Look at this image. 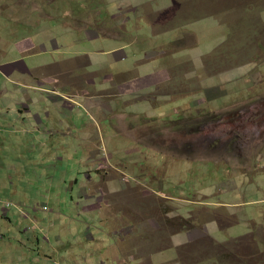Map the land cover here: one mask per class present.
<instances>
[{
	"label": "rangeland",
	"instance_id": "1",
	"mask_svg": "<svg viewBox=\"0 0 264 264\" xmlns=\"http://www.w3.org/2000/svg\"><path fill=\"white\" fill-rule=\"evenodd\" d=\"M144 1L151 16L130 20L127 32L111 17L103 33L124 36L107 38L94 30L96 17L105 20L117 0H0V117L8 114L4 101L15 115V101L27 95L41 100L33 111L63 117L49 100L58 96L37 83L47 69H34L36 81L15 64L32 67L18 46L25 35L47 48L60 39L65 60L85 63L64 79L74 85L70 100L63 87L56 92L69 101L66 117L55 120L69 127L66 137L38 143L66 150L48 166L52 181L42 178L45 162L22 181L0 178L8 182L3 212L19 220L11 240L0 215V264H264V0H178L179 15L165 26L151 25L163 0ZM55 21V31L40 30ZM135 35L134 47L124 45ZM119 49L128 52L124 61ZM150 63L169 80L141 94L119 88ZM207 224L206 252L194 262L197 240L172 236ZM248 246L253 260H245Z\"/></svg>",
	"mask_w": 264,
	"mask_h": 264
},
{
	"label": "crops",
	"instance_id": "2",
	"mask_svg": "<svg viewBox=\"0 0 264 264\" xmlns=\"http://www.w3.org/2000/svg\"><path fill=\"white\" fill-rule=\"evenodd\" d=\"M117 1L118 3L115 4L114 11L110 12L107 15V18L105 20H102L100 18L101 13L99 15L97 14V17H96L98 23L96 24L97 28H94V30L98 34H101L102 36L107 37V38H117V37L121 38L124 36V32H122L120 36L117 33H106V34L103 33V31H105L104 30L105 26H108V25L102 24L103 21H108L110 23H113L114 20L116 19L117 21L113 23V25L117 26L120 22L126 27V32H127L128 31L127 23L130 20H132L133 22L142 21L143 19H147V17L151 16L150 14L151 10L148 11L149 13H146L145 8H143V4L145 2L147 3V1H144V0H117ZM155 1L159 2V0H155ZM172 1L174 3L173 6L167 5L168 0H163L162 4H159L157 7L155 6L152 7V10H153L152 14H159V19L156 21V25L153 24L152 22H151V25L165 26L170 21H175V19L179 15L178 14L177 16H175V13H176V9L180 7L179 6L180 3L178 0H172ZM59 10L63 11V8ZM122 10H125V11L121 12ZM68 11L69 10H65L63 12V16ZM164 12L168 13V15L165 17H161L160 15ZM116 15H118V17ZM111 17L113 19L115 18L112 22H111V19H112ZM77 18L80 20H84V21L87 20V19H84L82 16L81 17L78 16ZM204 19L205 20L216 19V17H212V18L204 17ZM56 22L57 21L52 23L51 26H49L48 28L40 29V30H43L44 32L55 31L57 29L55 25ZM197 23L198 21L195 22V24ZM56 24L59 25L58 23ZM77 25H80V24H77ZM82 30L85 31V29H82ZM61 31L62 29L59 30V32ZM65 33L66 32H63V35ZM138 37L139 35H135L132 42H127L124 45H126L127 47H132V46L134 47V45H136L135 40ZM18 46L20 48L21 53L30 54L33 57L31 68L27 67V65L24 63L22 59L16 61L15 64H17L19 69H21L24 72L28 71L30 75L32 76L33 75L35 76L34 69H47L46 72L42 75V77L38 79L39 82L37 81L36 76H35V80L37 81V83H39V86H41V89L43 90L47 89L58 96L57 98L53 96L54 98L49 99V100L52 101L54 105L58 106L61 109L60 112H63V113H60V114H62L63 117L57 118V116H55V114H53L52 112L40 114L37 111H33L34 106L36 107L42 106L38 104L39 102H41V100H39L37 96L32 98L31 95H27V99L25 101H15V105H16L15 115L10 114V110H9L10 104L4 101L2 106L6 108L5 111L8 112V114H5V116L0 117V163L8 166L9 172L0 173V178L12 179L13 173H15V176L17 177V179L22 181L27 178L24 175L29 174V178H30L32 171H37L36 167L39 166V164L41 165V162H45V165L41 166L43 167V170H44L43 172L44 177L42 178H45L48 181H52L53 174L51 173L48 166L50 165L52 166V163L55 160L56 161L63 160L64 157L61 156L60 154L63 152H66V150L60 151L58 150V148H54V147L48 148V146L46 145L39 146L38 143H39V140H43V141L47 140L48 142L50 137H55L56 139L57 137H59V135L62 137H66L69 127L68 126L65 127L64 122H62V125H60L57 121H55V120H62L63 118L66 117V115H64V112L67 111L66 110L67 103L69 104V101L67 100L68 99L70 100L71 98L67 96L72 95V94L67 95V90L69 91V88L71 86H74L72 84L64 82V79H66V75L69 74V72H71L72 70L75 72L77 68H79L80 65H85V63H83L82 61H78L77 59L74 61L65 60L64 59L65 57L64 43L60 39L51 40V47L47 48L46 45H44L42 42H40L38 39L34 37V33H30V34L25 35L21 39V41H19ZM46 51L57 52L58 54H60L59 59L54 57L52 59L53 61H50V63L49 61L46 62L45 60L39 61L38 60L39 57L36 54L39 52H46ZM116 53L118 54L116 56L117 60L124 61L128 57L127 50L119 49L116 51ZM137 57L138 56H136V58ZM148 57H153V56L148 55ZM68 61L70 63L74 62L73 67L71 66V64H68V65L65 64ZM87 62L89 63V60H87ZM147 67L148 65L143 66L142 72H139V74L135 75V78H133L130 82L121 84L119 88L120 89L135 88L134 90L136 92V91H140L139 89L141 87H146L145 85L153 86V85H156L157 82L159 81L166 82L167 80H169L167 79V73L166 72L163 73L161 71L157 72V69L155 68L153 63L149 64V70H146ZM0 70H1V67H0ZM150 73H153V74H150ZM139 80L145 83L152 81L153 83L144 84L140 82L142 83V85H140ZM45 85H49V86H45ZM114 86H116V84ZM62 87L65 89L64 96L67 95L66 98L68 99L63 98L59 93H56L58 91H62L61 90ZM104 91L110 92L109 88L107 87H104ZM136 93L141 94V92H136ZM114 95H115L114 97L117 98L118 94H114ZM59 102L62 105H60ZM71 102L74 103L75 101L71 99ZM19 103H21L20 107H19ZM102 108H103V111H105V109L107 108V104L103 105ZM122 115H125V114H122ZM76 125L78 127V124ZM48 155H50L49 158H47ZM55 155L57 156L55 157ZM39 157H41L40 160H39ZM48 171H50V173H47ZM31 183L33 182H28V187L30 186ZM9 185H11V188L12 187L17 188L15 189V192L18 191L19 188L15 180H12L9 183ZM6 187H8V182L3 183V181L0 180V194L4 193V191L6 190ZM224 205L227 206V204L225 203ZM96 208L97 207H93V209H96ZM3 209H5V207H4V204L1 203L0 204V215L3 216L4 218L6 217L9 220L8 227H10L9 228L10 230L8 232V235L10 236V239L12 240L15 237V232H16L15 228L18 227L17 224L19 223V220H17L16 223H12V219L15 218V216L11 215L10 212H7L4 214ZM190 216L185 215L183 217L187 219V218H190ZM211 222H209V224ZM209 224L203 226L202 228L192 227L193 228L192 230H187V231L181 230L172 236V240L173 242H175L178 240H174V238L176 239V237H179L184 234V236H186V238L188 239L187 241L184 240L182 244L186 242L191 243L192 241L197 240V242H195L199 244V247L197 250L194 247L195 245L194 246L191 245V247L195 251L192 257V259L195 260L194 262H197V260H199L198 258L201 256L200 252H203V253L206 252V250L203 249L204 246L202 247L200 244L202 243V244L207 245L205 243V239L206 237L211 236L210 228H208ZM216 228H213V230H216ZM194 230H195V233H193ZM0 238H4V236L3 235L1 236L0 234ZM252 242L253 241L249 243L250 246L253 245ZM166 247L168 246H164V248ZM248 248L246 247L245 249L244 248L242 249L243 251H247L248 256L250 257V259H245V260L255 259V253L253 252L255 250H252L249 246ZM250 250H252V254L250 253ZM205 264H216V263L212 260H209Z\"/></svg>",
	"mask_w": 264,
	"mask_h": 264
},
{
	"label": "built area",
	"instance_id": "3",
	"mask_svg": "<svg viewBox=\"0 0 264 264\" xmlns=\"http://www.w3.org/2000/svg\"><path fill=\"white\" fill-rule=\"evenodd\" d=\"M6 205H9V204H12L11 202H7V203H5ZM23 214L25 215V216H28V214L25 212V211H23Z\"/></svg>",
	"mask_w": 264,
	"mask_h": 264
},
{
	"label": "flooded vegetation",
	"instance_id": "4",
	"mask_svg": "<svg viewBox=\"0 0 264 264\" xmlns=\"http://www.w3.org/2000/svg\"><path fill=\"white\" fill-rule=\"evenodd\" d=\"M187 219H189V218H187Z\"/></svg>",
	"mask_w": 264,
	"mask_h": 264
}]
</instances>
